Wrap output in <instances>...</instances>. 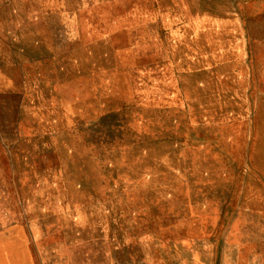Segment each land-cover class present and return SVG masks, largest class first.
Returning a JSON list of instances; mask_svg holds the SVG:
<instances>
[{
  "label": "rangeland",
  "instance_id": "rangeland-1",
  "mask_svg": "<svg viewBox=\"0 0 264 264\" xmlns=\"http://www.w3.org/2000/svg\"><path fill=\"white\" fill-rule=\"evenodd\" d=\"M0 264H264V0H0Z\"/></svg>",
  "mask_w": 264,
  "mask_h": 264
}]
</instances>
